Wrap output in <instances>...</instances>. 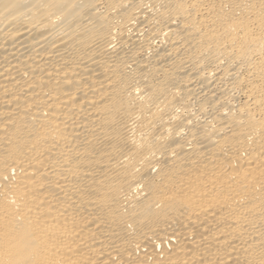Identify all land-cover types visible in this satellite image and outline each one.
<instances>
[{"label":"bare ground","instance_id":"bare-ground-1","mask_svg":"<svg viewBox=\"0 0 264 264\" xmlns=\"http://www.w3.org/2000/svg\"><path fill=\"white\" fill-rule=\"evenodd\" d=\"M0 264H264V0H0Z\"/></svg>","mask_w":264,"mask_h":264}]
</instances>
